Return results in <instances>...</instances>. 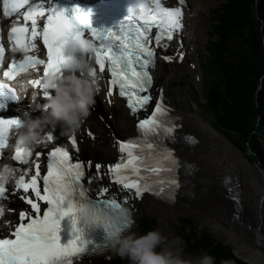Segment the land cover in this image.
<instances>
[{"label": "snow or ice", "instance_id": "1", "mask_svg": "<svg viewBox=\"0 0 264 264\" xmlns=\"http://www.w3.org/2000/svg\"><path fill=\"white\" fill-rule=\"evenodd\" d=\"M186 7V0H176V6H167L166 0H142L118 30L99 32L92 28L91 13L79 7L69 17L52 0H0V97L11 96L20 102L17 88L22 86L25 93L32 90L29 107L38 98L47 102L55 94L47 89L46 77L59 73L69 62L67 46L85 37L96 45L92 75L103 80L107 74L106 95L111 97L116 89L134 116L146 112L153 100L149 69L156 67V49L167 51L169 42L182 31ZM179 56L183 59V53ZM159 58L173 59L162 53ZM159 91L153 111L143 119L137 117L138 135L115 141L120 156L109 164L82 160L76 135L68 138L74 151L55 146L54 137L45 133L40 146L48 142L54 144L52 148L39 146L33 152L32 146L20 144L8 157L10 138L17 141L21 120L0 118V206H7L6 214H16V220L4 219L6 214L0 217V264H80L85 255L100 247L85 239L86 225L76 227L85 203L93 205L94 226L103 229L109 239L132 227L133 222L114 216L124 207H134V201L145 193L171 200L173 186H179L176 170L180 161L165 140L174 142L180 125L164 103L163 89ZM46 102L42 106L47 109ZM185 139L196 143L192 137ZM8 159L14 163H6ZM9 168L16 179L6 185L3 173ZM224 183L230 184L231 178L226 177ZM13 197L27 207L11 208L5 202ZM232 198L239 204V195ZM68 216L73 217L76 235L63 245L61 221Z\"/></svg>", "mask_w": 264, "mask_h": 264}, {"label": "bare ground", "instance_id": "2", "mask_svg": "<svg viewBox=\"0 0 264 264\" xmlns=\"http://www.w3.org/2000/svg\"><path fill=\"white\" fill-rule=\"evenodd\" d=\"M187 1L192 9L191 15L188 14V20L194 21L196 31L203 32L202 19L205 13L210 12L215 2L213 0ZM190 45L194 50H198L200 38L191 40ZM188 60L192 62L195 74L201 78L198 60L193 59L189 54ZM183 64L176 63L162 73L169 75L173 83L176 81L177 71L182 69ZM168 96L177 108L182 131L194 134L198 139L196 144L173 147L176 156L191 164L188 169V177L192 183L191 191L187 195L176 196L171 200L145 196L142 202L135 206L137 208L134 214L136 223L139 222L145 209H152L158 213L172 204L175 215L179 211L198 214L213 230L236 244L237 253L240 256L253 264H264V172L261 171L260 165L254 163L249 156L255 165L254 169L242 152H237L222 138L225 135L230 139L225 132L216 128L203 116L197 115L186 103L185 96L178 94L173 88L168 90ZM218 143L223 147L222 149L216 147ZM102 145L104 148L105 144L102 143ZM98 147L101 149L100 145ZM226 177L231 178V183L228 185L224 183ZM229 189L232 191L229 192ZM235 191L239 195V204L231 199ZM136 227L137 225H133L129 232H134ZM241 239L244 243L239 242ZM246 239L250 241V244L245 243ZM83 264H128V262L108 251L88 258Z\"/></svg>", "mask_w": 264, "mask_h": 264}, {"label": "clouds", "instance_id": "3", "mask_svg": "<svg viewBox=\"0 0 264 264\" xmlns=\"http://www.w3.org/2000/svg\"><path fill=\"white\" fill-rule=\"evenodd\" d=\"M140 3L142 0H137V4ZM95 52L96 45L85 37L75 39L67 46V53L71 57L69 62L59 73L46 77L47 89L55 93L46 102L49 107L46 109L37 104L35 110L40 111L42 116L36 118L29 113H22L23 118L20 119V127L17 129L18 139L15 144H9V152H13L20 144H28L32 149L39 147L45 139L44 134L48 127L62 126L63 136H73L80 130L91 114L96 96L102 90V79L92 75L95 69L91 58ZM17 91L21 99L26 94L22 86ZM3 174L6 185L16 179L11 168ZM6 207L0 206V217L6 214ZM133 217V211L124 207L115 214L114 219L133 222ZM78 218L88 228L96 224V210L90 202L84 204ZM181 244L179 238L170 241L159 229L144 235L126 230L108 239V250L114 256L127 260L128 264H216L215 258L208 254L196 259L186 258L182 254ZM220 264H231V261L224 260Z\"/></svg>", "mask_w": 264, "mask_h": 264}, {"label": "trees", "instance_id": "4", "mask_svg": "<svg viewBox=\"0 0 264 264\" xmlns=\"http://www.w3.org/2000/svg\"><path fill=\"white\" fill-rule=\"evenodd\" d=\"M229 13L227 17L221 13L216 19L219 28L215 27V33L222 40L214 45L219 82L208 92L211 119L264 168V0L233 1ZM226 19L231 22L228 29ZM230 42L232 48L228 47ZM145 222L148 230L155 229L154 219L147 217ZM193 231L197 235L196 229ZM186 238L196 241L194 236ZM202 250L216 255L217 264L224 260L246 264L220 244L210 245L209 249L203 245Z\"/></svg>", "mask_w": 264, "mask_h": 264}, {"label": "rangeland", "instance_id": "5", "mask_svg": "<svg viewBox=\"0 0 264 264\" xmlns=\"http://www.w3.org/2000/svg\"><path fill=\"white\" fill-rule=\"evenodd\" d=\"M233 1L234 2L237 1V3L238 2L240 3L241 0H213V2H215V5L211 6L210 12L207 13V14L205 13V17L203 18V20H204L203 22H205V26L203 25L204 28H205V33H204V29L202 27L203 32L202 31H196L197 32V38L196 39H198L199 36L202 33H204V34H202V41L204 42L203 44L207 43L208 34L212 33L213 31H215L214 30V26L216 25V23L214 22V19L215 20L218 19L219 18L218 16H220L221 13L223 14V17L229 16V14H230L229 13V9H230L231 5L233 4ZM256 1H259V0H256ZM224 5H227V7H228V8L226 7L227 9H225V10H223V7H222ZM216 21H217V23H219L218 22L219 20H216ZM227 21H228V19H226V22ZM228 22H227L226 29L230 28V26H231L230 25L231 22L230 23H228ZM263 26H264V23H263ZM216 27L219 28V24ZM217 28H215V29H217ZM227 33H229V31ZM220 36L221 35L218 34L217 37H214V39L218 43L221 42V40H222ZM243 40H244V38H243ZM232 42H233V45H232L233 49H235L236 48V44L234 43L235 41H232ZM228 45H229L228 47L230 48L231 47V42ZM191 78H193V74L190 71H189V73L186 71V82H183L182 84L183 85H188V82L191 80ZM182 84H181L180 87H182ZM180 92H182V89H181ZM191 105L189 104V106L192 108V110L197 115L201 116L197 112V107L194 104H192V103H191ZM204 116H206V115L204 114ZM207 116H209L210 118H213L211 113L207 114ZM203 118H205V117H203ZM205 119L208 120L207 118H205ZM222 138L224 140H226L227 142H229L237 150V152H242L243 153V151L241 149H239V147H241V146L238 143H237V147H236L235 142H232L233 140L231 138L230 139L232 141L230 139H228L225 135ZM103 143L105 144V148L107 149L106 141L104 142V140H103ZM216 147L217 148H221V149L223 148L222 146H219V143H218V146H216ZM111 148H113V147H111ZM245 152H246V155L248 154L250 156V153H249L250 151L248 152V150H246ZM231 156H232V154H231ZM226 157H228V156L226 155ZM256 164H259L261 171L264 172V168L261 166V163L258 161ZM167 206H170V207H166L162 212H158V213L154 212V210H152V209H145L143 214H141V216L139 218L138 227H136L137 235H140V232H139L140 224L143 222V220L146 217H148V218H150V220H153V219L155 220L156 224H154V228L161 230L162 233L165 236H167L170 241L173 240V239H176V238H179V240L182 241V244L180 245V247H181V250H182V254L186 258L196 259V258H199L202 255L208 254L205 250H202L203 245L206 248L208 247V249H209L210 245L219 246V244H220V245H222L224 247H227L233 253L235 258L239 262L241 261V262L246 263V264H251L246 259L242 258L240 255H236L235 254V252H237V245L236 244H234L232 241H230L229 238L221 235L218 231L213 230L212 227L210 225H207L206 222L204 220H202L201 217L198 214L190 213V212H184V211H179L175 215V211L173 209L174 205L171 204V205H167ZM153 223H151V224H153ZM192 227H193V229H196V231L200 235L198 233H197V235L194 234V233L192 235V233L190 231V228H192ZM166 232H168V233H166ZM188 233L190 234V237L193 238V236H194L196 238V241H193V240H187L186 241V235H189ZM263 233H264V231H263ZM184 240H185V243H184ZM248 241L246 239L245 243H249L250 244V241L249 242ZM199 242H200V244H198ZM201 242H203V245H202ZM239 242L240 243H244V241L242 239ZM263 252H264V249H263ZM212 254H213V252H212ZM212 256L214 258H216V255L213 254ZM230 261L232 262V264H235L234 260H230ZM217 263L218 262L216 260V264Z\"/></svg>", "mask_w": 264, "mask_h": 264}, {"label": "water", "instance_id": "6", "mask_svg": "<svg viewBox=\"0 0 264 264\" xmlns=\"http://www.w3.org/2000/svg\"><path fill=\"white\" fill-rule=\"evenodd\" d=\"M231 140V139H230ZM232 141V140H231ZM233 142V141H232ZM236 145V147H237V144H235ZM239 149H241V148H239ZM242 150V149H241ZM243 151V150H242ZM244 153V155L247 157V159H248V162H249V164L253 167V168H255V165H254V163H253V161L251 160V158H249V155L247 154L246 155V152H243ZM238 194V192L237 191H235L234 192V194L231 196V199L232 200H234L232 197L233 196H236ZM191 227V226H190ZM193 228V227H192ZM192 228H190V231H191V233H192V235H193V233H194V231H193V229ZM189 234V233H188ZM190 235V234H189ZM186 241H187V238H186ZM184 243H185V240H184ZM208 253V252H207ZM235 254L236 255H239L237 252H235ZM242 257V256H241ZM243 258V257H242ZM248 261V260H247ZM248 262H250V261H248ZM251 263V262H250ZM251 264H253V263H251Z\"/></svg>", "mask_w": 264, "mask_h": 264}]
</instances>
